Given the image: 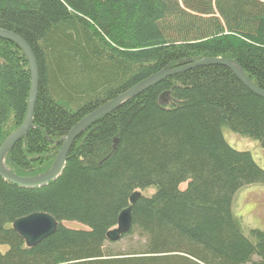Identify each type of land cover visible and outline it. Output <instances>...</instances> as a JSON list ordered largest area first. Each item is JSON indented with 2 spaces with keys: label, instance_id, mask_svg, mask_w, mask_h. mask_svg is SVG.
I'll list each match as a JSON object with an SVG mask.
<instances>
[{
  "label": "trees",
  "instance_id": "trees-1",
  "mask_svg": "<svg viewBox=\"0 0 264 264\" xmlns=\"http://www.w3.org/2000/svg\"><path fill=\"white\" fill-rule=\"evenodd\" d=\"M0 29L37 69L32 128L4 160L19 178L49 171L74 126L162 70L230 60L264 91V0H0ZM30 87L24 53L0 39V146L23 123ZM227 131L264 150V98L224 66L144 90L74 141L55 181L26 189L0 177V264H264V230L233 214L264 172ZM127 207L116 250L106 233ZM32 213L57 228L27 248L12 223Z\"/></svg>",
  "mask_w": 264,
  "mask_h": 264
},
{
  "label": "water",
  "instance_id": "water-1",
  "mask_svg": "<svg viewBox=\"0 0 264 264\" xmlns=\"http://www.w3.org/2000/svg\"><path fill=\"white\" fill-rule=\"evenodd\" d=\"M0 39L12 42L16 44L24 53L29 63V69L31 74V87L27 101V108L25 118L21 126L9 135L6 140L0 146V177L12 184H15L21 188L35 189L47 185L50 182L55 181L62 173L67 155L74 143V141L85 131L87 128L95 123L101 117L111 113L119 106L129 101L133 97H136L144 90L158 84L164 79L182 73L184 71L193 69L195 67L203 65H221L229 69L236 78L254 95L264 98V91L256 88L249 79L243 74L242 70L232 61L224 59H203L189 64L185 67L173 68L162 70L154 76L148 78L142 83L138 84L125 94L121 95L117 99L103 107L95 110L91 114L83 118L76 126H74L65 138L62 140L61 148L58 155L46 173L32 177V178H19L9 172L4 167V160L7 153L13 148V146L20 141L27 132L32 128V117L35 103V97L37 92V69L35 60L31 54L29 48L25 43L20 40L17 36L10 32L0 29ZM169 101L168 93H164L159 97L161 104H167ZM139 197V193H133L129 198V203L133 204ZM131 223V208L124 209L117 218L116 227L109 230L106 233V240L114 243L120 240L130 229ZM57 228V222L48 214L45 213H32L25 217L19 218L12 223V229L22 238L27 248H31L39 244L42 240L51 236Z\"/></svg>",
  "mask_w": 264,
  "mask_h": 264
},
{
  "label": "rangeland",
  "instance_id": "rangeland-1",
  "mask_svg": "<svg viewBox=\"0 0 264 264\" xmlns=\"http://www.w3.org/2000/svg\"><path fill=\"white\" fill-rule=\"evenodd\" d=\"M229 147L238 152H248L255 163L264 172V150L258 143L243 139L231 132L223 134ZM184 185L181 186V189ZM233 214L241 220L246 228L264 230V185H256L241 190L233 201ZM68 227H78L73 223H66ZM137 241L136 239L134 242ZM123 245V246H122ZM113 249L123 248L125 243H109Z\"/></svg>",
  "mask_w": 264,
  "mask_h": 264
},
{
  "label": "bare ground",
  "instance_id": "bare-ground-1",
  "mask_svg": "<svg viewBox=\"0 0 264 264\" xmlns=\"http://www.w3.org/2000/svg\"><path fill=\"white\" fill-rule=\"evenodd\" d=\"M130 205H131V204H130ZM127 208H129V207H127ZM121 212H122V211H121ZM121 212H120V213H121Z\"/></svg>",
  "mask_w": 264,
  "mask_h": 264
}]
</instances>
